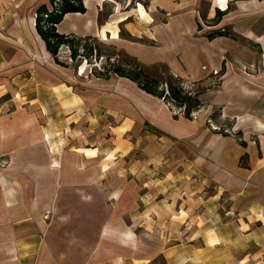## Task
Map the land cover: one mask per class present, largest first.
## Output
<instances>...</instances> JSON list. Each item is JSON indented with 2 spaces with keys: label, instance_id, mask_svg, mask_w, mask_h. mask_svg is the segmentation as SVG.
I'll list each match as a JSON object with an SVG mask.
<instances>
[{
  "label": "crops",
  "instance_id": "obj_1",
  "mask_svg": "<svg viewBox=\"0 0 264 264\" xmlns=\"http://www.w3.org/2000/svg\"><path fill=\"white\" fill-rule=\"evenodd\" d=\"M198 1L149 0L142 32L116 7L101 18L108 0L56 24L194 81L224 59L188 118L127 77L81 73L61 47L57 62L36 29L49 0H0V264H264V0H208L258 51L199 33ZM214 108L240 138L207 124Z\"/></svg>",
  "mask_w": 264,
  "mask_h": 264
},
{
  "label": "rangeland",
  "instance_id": "obj_2",
  "mask_svg": "<svg viewBox=\"0 0 264 264\" xmlns=\"http://www.w3.org/2000/svg\"><path fill=\"white\" fill-rule=\"evenodd\" d=\"M209 1L208 0H199L197 2V10H196V15H198V27L197 30L199 31V33H205L207 34L208 31H211L210 34L214 35L216 33H222L225 32L228 35L232 36L233 38H235L238 41H242L243 43H245L246 45L251 46L253 49H255V51L257 50V45L254 44L253 42L249 41V39H244L241 38L237 32H235L233 29L227 27L226 25H224L222 22H219V18L217 15V12L211 16L208 15V8L209 6ZM111 6L116 7L117 9H119V15L120 18L123 17V19H125L126 22H131L133 23L134 26V31H136V29H138L140 32L143 31L142 27L144 28H148L151 26H146L148 24H153V20H154V16L152 14H150V7H149V0H108V3L106 4V7L103 10V15L101 16L104 17L106 15V13L111 10ZM128 12H130V15L128 14ZM144 15V16H148V19L146 18H140L138 19L139 15ZM157 18L155 22H157V19L162 18L164 21L167 20L168 16L167 14H160L159 13V17L155 16ZM122 19V20H123ZM120 29V36L121 37H126L130 40H134L138 43H143V44H154V41L148 40L146 39L147 36L144 35V33H139L138 35H135L134 37H132L125 26H123L122 24L119 27ZM149 29V28H148ZM147 29V30H148ZM149 32V30H148ZM150 33V32H149ZM209 35V34H208ZM95 40L97 42H89V41H84L83 43V48H81V46H79V52H84L87 53L88 51V47L92 44L93 47L97 48L99 53L101 54L99 57H96V51L94 49V51L92 52L91 55L88 56V59H84V58H78L77 60H71L69 57V48L66 45H62L60 48V57L63 60L69 61L71 62L81 73H86L88 75H93L92 72H90V70L93 68V70H95L96 72L103 70L104 66H109V62L110 63H114L117 62L118 59L121 58H125V56L129 57V58H134L136 59L138 62L141 63V65L144 67V70L150 74L153 77H156L158 79H162L165 76V73L163 72V69L160 67V64H165V66L167 67L168 71L172 72V67L169 65V61L164 59V62L166 61V63L161 62V61H155V62H145L140 60L139 58H137L135 55H131L129 54L126 50L122 49L121 47L115 45L111 39H107V38H103L102 37H94ZM88 44V47H86L85 45ZM155 45V44H154ZM159 55L161 52H158ZM171 53V50L168 49V52L164 55H168ZM163 57V56H162ZM225 64H224V59H223V63L221 64V66L217 67L216 70L218 72L214 73L213 71H211V73H209L206 78H205V82L200 81L201 83H198L199 81H194L192 79L189 78H183V80L186 83V86L190 87L193 85V88H195L194 82H197L196 86H204V88L206 87V89L204 90V92H208L211 91L212 89H215L219 82L221 81V77L224 73L225 70ZM243 67L245 69H252V70H258L259 69V65H258V61L253 62L251 64H243ZM173 73V72H172ZM174 74V73H173ZM111 75H116L114 73H112ZM182 83V84H183ZM208 87V88H207ZM166 102V101H165ZM219 112V109L214 108L213 112ZM182 114V113H181ZM225 122H227V120H225ZM233 123V121H232ZM228 124H230V122H228ZM235 136L237 138H240L241 135L237 132L235 134Z\"/></svg>",
  "mask_w": 264,
  "mask_h": 264
},
{
  "label": "trees",
  "instance_id": "obj_3",
  "mask_svg": "<svg viewBox=\"0 0 264 264\" xmlns=\"http://www.w3.org/2000/svg\"><path fill=\"white\" fill-rule=\"evenodd\" d=\"M49 2V7L42 5L37 9L36 29L39 35L45 41L47 49L54 56L55 60L63 64L57 58V53L62 45H66L69 48L70 57L73 61L80 57L88 59V56L92 54L94 49L96 51V57H99L101 54L97 48L92 46V44L89 47L88 44L85 45L88 47L87 53L79 52L78 47H84L82 42H97L94 37H76L70 34L60 33L56 29V24L61 21L65 13L72 11H85L83 0H49ZM221 14H223V11L219 10L217 15L220 16ZM221 34L227 33L222 32ZM211 36L213 35H209V37ZM160 67L165 73V76L162 79L151 76L144 70V67L140 62L134 58L125 56V58L118 59L117 62H109V66H104L103 70L96 72L92 68L91 72L96 76L104 78L111 76L112 73L127 77L135 81L138 86L146 92L156 95L166 102L173 100L176 105H183L184 116L191 118V111L199 108L202 105L199 96L204 92L206 87L204 88V86L199 85L196 86L197 82H194L195 88L186 89L182 84L184 81L182 77L168 71L165 64H160ZM212 116H218L216 111Z\"/></svg>",
  "mask_w": 264,
  "mask_h": 264
},
{
  "label": "built area",
  "instance_id": "obj_4",
  "mask_svg": "<svg viewBox=\"0 0 264 264\" xmlns=\"http://www.w3.org/2000/svg\"><path fill=\"white\" fill-rule=\"evenodd\" d=\"M92 71V69L90 70V72ZM214 73H217V70H214ZM185 82V81H183ZM183 86L186 88V89H193V85L188 87L186 86V83H183ZM169 107L171 108L172 112L175 114V115H178V114H183L184 115V106H179V105H176L173 100H169L166 102ZM202 105L195 109V110H192L191 113H190V117L191 118H195L197 116V114L200 112V110L202 109L201 108ZM213 111H211V113H209L206 117V122L207 124L215 131H219V132H222V133H225V134H233L235 135L237 132L234 131L233 129V124L230 122V124H228L229 121L225 122V119H223L221 117V120L218 122L216 120V117H213ZM219 116V115H218Z\"/></svg>",
  "mask_w": 264,
  "mask_h": 264
}]
</instances>
